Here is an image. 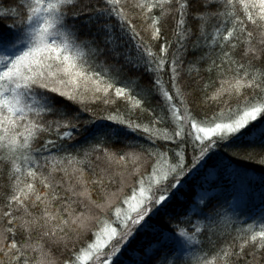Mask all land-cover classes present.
<instances>
[{
  "label": "snow or ice",
  "instance_id": "snow-or-ice-1",
  "mask_svg": "<svg viewBox=\"0 0 264 264\" xmlns=\"http://www.w3.org/2000/svg\"><path fill=\"white\" fill-rule=\"evenodd\" d=\"M198 2L203 11L193 12L189 0H17L14 4L0 0V22L11 21L0 30V164L9 165L7 182L0 183V253L8 264H53L51 249L46 250L43 241L67 248L73 238L86 236L98 221L96 212H104L120 200L132 176L140 177L139 187H134L130 196H123L127 209L116 207L115 220L100 221L102 227L92 232L94 239L73 252L64 264H152L156 253L169 246L176 258L166 253L155 264H177L185 246L202 244L198 237L211 232V223L202 224V220L220 215L221 206L213 204L217 197L212 195L219 180L215 165L205 171L200 190L173 230L159 234L155 243L142 245L143 259H122L139 233L153 230L150 221L167 207L173 190L205 168L214 149L227 148L249 135L264 147V127L257 128L254 123L258 118L264 122V0ZM129 3L139 10L143 31L150 33V40H163L158 52L137 30L135 14L130 17L126 8ZM214 5H219L215 11ZM70 13L71 26L67 23ZM190 15L199 21L196 33L188 24ZM170 16L176 21L174 41L162 32V22ZM212 18H221V23L210 33L207 25ZM75 21L89 31L95 26L104 46L95 37L80 41ZM194 35L192 51L199 50L203 41L209 52L189 62L188 75L195 64L207 61L204 71L209 75L215 71L219 86L205 99L222 101L226 106L211 117L199 118L189 108L181 86L182 55L188 52L187 42ZM125 37L136 42L135 55L131 48L120 51ZM173 43L177 51L169 59ZM238 51L239 60L235 55ZM121 56L123 65L118 63ZM244 59L247 63L241 62ZM254 61L261 67H255ZM125 66L152 74L150 86L128 77ZM166 68L170 87L160 78ZM216 80L205 84L203 91ZM157 96L161 111L166 108L176 124L172 134L157 127L164 122L151 106ZM232 99L237 102L235 108L227 107ZM118 101L126 105L125 112L117 108L97 117L90 107L97 102L115 105ZM83 113L91 118L82 120ZM134 114L137 119L146 114L148 122H136ZM97 119L141 131L152 144L160 139L175 143L179 138L177 147L181 150L175 152L174 162H169L166 152L148 150V157L156 163L145 179L141 175L142 154L105 147L110 125L97 124ZM89 140L95 142L82 157L79 151L68 153L69 147L74 149ZM69 141L73 143L69 145ZM187 144L193 146L190 162L182 147ZM53 149L68 154L57 157ZM260 162L264 164V158ZM4 175L0 167V179ZM114 184L119 185L115 191L111 189ZM94 193L100 199H94ZM37 231L40 239L34 241ZM236 231L238 244L226 243L212 252L211 258L207 253L198 258L197 264H264V212ZM208 240L211 242L210 235Z\"/></svg>",
  "mask_w": 264,
  "mask_h": 264
},
{
  "label": "trees",
  "instance_id": "trees-1",
  "mask_svg": "<svg viewBox=\"0 0 264 264\" xmlns=\"http://www.w3.org/2000/svg\"><path fill=\"white\" fill-rule=\"evenodd\" d=\"M10 2L14 4L17 0H10ZM189 2L193 12L203 11L201 3L198 2V0H189ZM217 7H219V5H214L212 10L215 11ZM126 8L129 11L130 17L132 14H135L133 23L136 25L137 30L141 32V35L146 41L152 44L153 50L158 52L160 43H162L163 40L160 42L151 41L150 33L143 31L144 26L139 15V10L132 8L130 3L126 5ZM157 14H159L158 10ZM175 15L176 14L173 13V16ZM173 16L168 17L162 22V32L169 41L175 40L173 30L175 28L176 21ZM10 22L11 21L0 22V30H3L4 26ZM73 22L74 21L72 20L70 13L67 23L71 26ZM114 22L115 21L113 20V23ZM75 23L79 29L77 36L80 41L92 40L95 37V39L101 43V46H104L102 43V37L96 34L95 26L91 31H89L87 28H81L79 21H75ZM220 23L221 18L210 19L208 21L207 30L211 33L213 26H219ZM188 24L192 27L193 32L196 33L199 21L193 20L190 15L188 17ZM194 40L195 35L187 42L186 46L188 48V52L182 55L184 64L181 72V86L186 94V100L189 108L192 109L195 114H198L199 118H204L205 116L211 117L214 114H218L221 109L226 106L222 101L215 102L205 99L206 96H210L212 94L215 87L219 86V81L216 80V72L213 71V73L209 75L204 71V68L207 67V61L195 64L191 75H188L189 62H195L197 57L209 52V48L207 46H203V41H201L202 47L193 52L192 42ZM121 43L124 44V47L120 49L121 52L125 51L127 48H131L132 55H135V41H131L128 37H125L124 41H121ZM176 51L177 45L173 43V47L169 50V59H171V54ZM216 51L218 52L219 49L217 48ZM235 55L238 60L241 59L239 51ZM110 62L115 61L110 59ZM241 62L247 63V60L244 59ZM118 63L121 65L124 64L123 56L120 57ZM253 63L255 67H261V63L259 61H254ZM196 69H199V72H197ZM125 73L130 78L138 79L142 86H150L152 74L145 73L142 68L137 70L130 68L129 66H125ZM169 76L170 72L166 68V70L161 73L160 77L166 87H170ZM212 80H216V84L214 86H210L207 92H204V85L210 84ZM157 99L158 96L153 99L151 106L156 109L157 114L164 117V122L157 125V127L161 129L166 128L169 134H172L176 129V124L169 119V114L167 113L166 108L164 111H161L160 106L157 104ZM223 99H227V97H224ZM236 104V100L232 99L227 107L235 108ZM73 107L78 109L79 105H73ZM90 107L93 109L97 117H103L113 113L117 108H119L121 112L126 111V105L123 101H118L115 105H104L97 102L90 105ZM90 118L91 116L89 113L82 114V120ZM132 119L136 120L138 123H147L149 118L145 114L137 119V116L134 114ZM96 123L110 125V139H108L105 143V147L114 152H137L142 154L144 163L141 169V175H143L145 179H147V176L151 173L153 164L156 163L155 158L148 157V150L162 153L166 152L169 162H174L175 152L181 150L180 147H177L179 144V138H176L175 143L171 140L164 141L160 139L156 140L155 144H152L148 140L147 135L141 131L133 132L125 125H119L107 120L97 119ZM254 123H256L257 128L264 127V122H261L259 118L258 121ZM253 139H256V137L249 135L236 141L235 144L227 148L218 147L214 149V154H210L211 158L208 159V164L205 168L193 173L192 176L187 179L185 185L179 190H173V195H171L167 207L152 217L150 223L154 226L153 230L139 233L137 239L133 241L130 246L131 250L125 253L122 259H143V254L140 252L142 245L147 246L148 244L155 243L159 234L167 235L169 231L173 230V225H175L178 220L184 218L193 196L200 190V185L204 181L205 171L212 165H215L219 172V180L215 185V191L212 192V195L217 197V200L213 201V204L221 206L218 209L220 215L216 216L213 214L211 221L202 220V224L211 223V232L207 235H201L198 237V239L203 241L202 244L185 246V248L179 253V260L177 261V264H197L198 258L204 257L206 253L209 254V258H211L210 254L220 247H223L226 243L238 244L239 241L234 240L237 235L236 230L238 228H244L247 224H251L258 220L260 214L264 212V164L260 162L261 159L264 158V147L261 146L258 139H256V143L249 144V141ZM94 142V140H89L82 144H76L74 149L71 147L68 148V153L75 155L77 151H79V154L82 157L84 150L89 149L91 144ZM72 143L73 142L71 141L68 142L69 145ZM182 147L184 148L187 161L190 162L194 154L193 146L191 144H187ZM68 153L64 151L58 152L56 149L52 150V154L57 157H63ZM44 155H48V153H45ZM40 162L44 163L43 159H41ZM0 167H3L5 172L4 177L0 179V183H6V173L9 165L0 164ZM89 175H91V173H89ZM139 178V176L129 177L126 186L124 187V192L121 195V199L116 201L112 207L106 209L104 212H96L98 221L92 225V231L88 232L86 236H82L79 240L73 238V241L68 244L67 248H65L63 244H60L59 246L51 245L49 241L45 239L43 243L45 244L46 250L48 248L51 249L50 259L53 261V264H64V262L72 256L73 252H79L81 248L86 247L87 244L94 239L92 232L102 227L100 221L105 219L109 221L115 220L114 212L116 207L127 209V205L122 203L123 196H130L132 194V189L134 187H139L137 184V180ZM118 186V184H114L111 186V189L115 191ZM204 186L207 187V184ZM93 198L100 199L96 193L93 194ZM2 203L3 200H0V204ZM232 206H234V209H232ZM35 211L38 214L40 209L37 208ZM193 219L195 220L196 217H193ZM113 226L118 227L116 224H113ZM208 235L211 236V242L208 240ZM39 239L40 233L37 231L33 234V240L36 241ZM166 253L169 254L171 259L176 258L174 249L169 246L156 253L152 264H155V261L159 260ZM28 255L31 256L34 254L28 253ZM0 261H2L3 264H8L7 258H5L2 253H0Z\"/></svg>",
  "mask_w": 264,
  "mask_h": 264
},
{
  "label": "rangeland",
  "instance_id": "rangeland-1",
  "mask_svg": "<svg viewBox=\"0 0 264 264\" xmlns=\"http://www.w3.org/2000/svg\"><path fill=\"white\" fill-rule=\"evenodd\" d=\"M232 209H234V206H232Z\"/></svg>",
  "mask_w": 264,
  "mask_h": 264
}]
</instances>
